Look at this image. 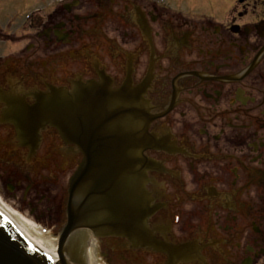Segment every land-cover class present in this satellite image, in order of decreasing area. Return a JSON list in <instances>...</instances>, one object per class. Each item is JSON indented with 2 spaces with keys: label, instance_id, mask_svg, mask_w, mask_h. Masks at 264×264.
Listing matches in <instances>:
<instances>
[{
  "label": "flooded vegetation",
  "instance_id": "af4514ba",
  "mask_svg": "<svg viewBox=\"0 0 264 264\" xmlns=\"http://www.w3.org/2000/svg\"><path fill=\"white\" fill-rule=\"evenodd\" d=\"M32 8L22 29L0 27L3 197L56 231L82 159L51 126L34 145L21 143L17 102L30 107L88 85L125 90L155 139L144 151L155 162L144 189L156 251L108 236L97 240L99 259L264 264V0H43Z\"/></svg>",
  "mask_w": 264,
  "mask_h": 264
},
{
  "label": "water",
  "instance_id": "95a60500",
  "mask_svg": "<svg viewBox=\"0 0 264 264\" xmlns=\"http://www.w3.org/2000/svg\"><path fill=\"white\" fill-rule=\"evenodd\" d=\"M126 97L122 90L88 85L68 96L59 93L39 99L28 111L14 114L22 137L49 124L79 146L83 160L69 181L67 223L59 235L58 260L32 246L0 214V264H86L84 229L95 236L127 235L156 249V240L139 232L147 204L138 209L143 198L139 182L151 167L143 150L154 139L147 133L148 123L142 120L134 95L126 92Z\"/></svg>",
  "mask_w": 264,
  "mask_h": 264
},
{
  "label": "bare ground",
  "instance_id": "6f19581e",
  "mask_svg": "<svg viewBox=\"0 0 264 264\" xmlns=\"http://www.w3.org/2000/svg\"><path fill=\"white\" fill-rule=\"evenodd\" d=\"M0 210L10 219L12 220L17 227L24 233V235L31 240L34 244L41 247L42 249L46 250L53 256L56 254L55 247L56 243L55 240L51 238L50 233H45L37 227V225L23 217L21 214L16 212L15 210H12L10 207L6 206L4 203L0 201ZM89 256L93 258V253L91 249H89Z\"/></svg>",
  "mask_w": 264,
  "mask_h": 264
},
{
  "label": "rangeland",
  "instance_id": "374dc122",
  "mask_svg": "<svg viewBox=\"0 0 264 264\" xmlns=\"http://www.w3.org/2000/svg\"><path fill=\"white\" fill-rule=\"evenodd\" d=\"M10 3L12 4L11 7L0 8V27L5 28V26L11 24L12 28L22 29V22L25 21V13L32 10V7L35 5L41 7L43 5V0H10ZM5 201H7V203L9 204H7L8 206L16 210L17 207L14 204L10 203L7 199H5ZM21 214L24 217L29 218L39 224L38 221H36L34 218L30 217L23 211L21 212Z\"/></svg>",
  "mask_w": 264,
  "mask_h": 264
}]
</instances>
